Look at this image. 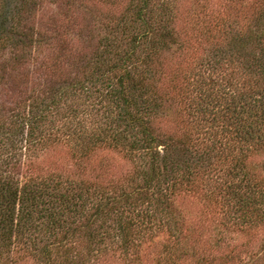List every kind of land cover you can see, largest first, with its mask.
<instances>
[{"label": "trees", "instance_id": "trees-1", "mask_svg": "<svg viewBox=\"0 0 264 264\" xmlns=\"http://www.w3.org/2000/svg\"><path fill=\"white\" fill-rule=\"evenodd\" d=\"M46 1L0 3V264H92L108 248L131 255L145 233L162 228L161 218L151 220L171 204L166 190L182 167L167 165L170 136L152 132L163 113L156 62L176 42L170 0H128L98 34L72 0L63 1L69 17L44 24ZM255 32L254 89L229 87L226 105L213 104L208 119L214 125L227 112L232 125L224 200L242 223L264 221V181L246 162L264 147V22ZM62 141L81 156L121 150L134 173L110 186L33 175L37 153Z\"/></svg>", "mask_w": 264, "mask_h": 264}, {"label": "rangeland", "instance_id": "rangeland-1", "mask_svg": "<svg viewBox=\"0 0 264 264\" xmlns=\"http://www.w3.org/2000/svg\"><path fill=\"white\" fill-rule=\"evenodd\" d=\"M63 1L45 2L44 24L48 16L54 20L71 15ZM75 1L86 12L84 20L92 21V34L102 32L101 21L119 16L128 2ZM170 3L176 42L156 62L163 113L153 119L152 132L163 139L170 136L167 165L182 164L172 177L175 183L166 190L171 204L162 215L154 214L151 221L157 224L161 218L162 228L151 238L145 233L133 254L108 248L104 256L92 257V264H264V221L254 216L242 223L240 212L225 206L224 185L231 164L226 148L235 144L227 112L224 118L217 115L214 125L208 121L213 104L222 109L226 105L230 96L223 93L229 87L238 86L245 94L254 89L249 85L257 51L253 36L264 22V0ZM79 153L64 141L53 143L33 158L31 172L60 173L80 183L108 186L125 184L134 173L133 161L121 150L99 147L84 156ZM246 162L264 181V147L249 152Z\"/></svg>", "mask_w": 264, "mask_h": 264}]
</instances>
